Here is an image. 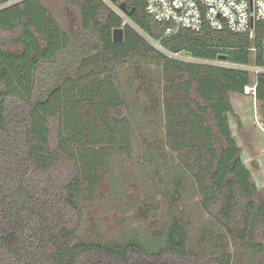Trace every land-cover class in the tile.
<instances>
[{"label":"trees","instance_id":"trees-1","mask_svg":"<svg viewBox=\"0 0 264 264\" xmlns=\"http://www.w3.org/2000/svg\"><path fill=\"white\" fill-rule=\"evenodd\" d=\"M8 1L0 0V264H234L227 238L253 258L264 254V193L230 122L231 93L243 94L251 74L169 56L142 33L172 53L263 65L264 20L254 38L208 24L163 37L167 23L147 13L145 0H128L129 22L104 0H65L81 14L82 29L70 33L42 0ZM116 27L124 29L122 42L113 40ZM2 31L16 32L17 50L6 47ZM137 58L161 64L162 84L141 80L150 101L145 121H155L149 133L116 78L119 66ZM257 99L264 117V74ZM155 137L168 148L164 162L173 156L191 173L202 206L220 226L215 235L208 230L214 249L205 263L188 248L177 216L159 249L138 239L110 244L78 235L81 201L95 196L99 167L112 154L106 144L130 157L136 139L160 192L170 196L153 161Z\"/></svg>","mask_w":264,"mask_h":264},{"label":"rangeland","instance_id":"rangeland-1","mask_svg":"<svg viewBox=\"0 0 264 264\" xmlns=\"http://www.w3.org/2000/svg\"><path fill=\"white\" fill-rule=\"evenodd\" d=\"M42 1L52 10L63 30L75 33L82 29L77 4L65 0ZM104 1L115 10L110 2ZM1 35L7 40V48L17 50L20 47L13 41L16 32L2 31ZM145 76L162 84L161 64L147 58H137L116 70V78L134 118L140 121L142 130L149 133L155 127V121H145L146 110L150 106L141 82ZM231 101L235 114H230V121L241 147V156L254 173L258 188L264 193V117L260 102L255 103L251 96L239 93H233ZM162 117L163 113H160L156 120ZM53 124L54 119L51 120L52 127ZM154 142L158 147L154 150L158 157L153 161L158 166L162 181L166 182L170 196L160 192L161 184H158L148 163L141 160L136 139H133L130 157L125 156L118 146L112 148L106 144L112 154L107 158L106 165L99 167L100 180L95 196L89 198L85 195L81 201L82 218L78 235L87 242L110 244L138 239L148 248L159 249L168 244L169 228L177 216L187 227L188 248L200 252V263H205L213 255L214 249L208 230L219 231L220 226L202 206V196L191 173L185 171L180 160H175L173 156L164 162L168 148L159 145L156 137ZM147 155L150 156L149 153ZM211 233L216 234L214 231ZM259 238H262L261 234ZM225 244L226 251L234 257V264H258L259 260L264 264V254L258 259L253 258L244 251V247L236 246L230 238Z\"/></svg>","mask_w":264,"mask_h":264},{"label":"built area","instance_id":"built-area-1","mask_svg":"<svg viewBox=\"0 0 264 264\" xmlns=\"http://www.w3.org/2000/svg\"><path fill=\"white\" fill-rule=\"evenodd\" d=\"M13 1L9 0L8 3ZM107 1L127 21L129 15L120 8L119 2H128V0ZM145 2L149 15L159 22L167 23L163 37L172 36L183 29L199 31L205 24H208L217 30L228 29L234 33H243L254 38L256 23L264 20V0H145ZM146 37L154 46L169 56L186 61L211 63L248 71L251 74V82L245 85L243 94L251 96L255 103L258 102V78L264 74V64L238 63L220 58L209 60L182 52L172 53L161 44L160 40L153 39L147 34ZM252 50L257 52L258 48L253 46ZM261 53L264 57V34Z\"/></svg>","mask_w":264,"mask_h":264},{"label":"water","instance_id":"water-1","mask_svg":"<svg viewBox=\"0 0 264 264\" xmlns=\"http://www.w3.org/2000/svg\"><path fill=\"white\" fill-rule=\"evenodd\" d=\"M115 2H117L118 0H114ZM119 6L121 9H123L128 15H131L134 11L133 9H129L128 4L126 1H122L119 2ZM113 40L115 42H122L124 40V29L123 27H116L113 30ZM220 59H226L227 56L226 55H220L219 56Z\"/></svg>","mask_w":264,"mask_h":264},{"label":"crops","instance_id":"crops-1","mask_svg":"<svg viewBox=\"0 0 264 264\" xmlns=\"http://www.w3.org/2000/svg\"><path fill=\"white\" fill-rule=\"evenodd\" d=\"M233 93H231V95H232ZM231 122V121H230ZM231 128H232V131H233V126H232V123H231ZM234 134V133H233ZM235 136V135H234ZM244 160V159H243ZM246 163V162H245ZM247 165V164H246ZM248 166V165H247ZM249 167V166H248ZM250 168V167H249ZM250 170H251V168H250ZM251 172H252V170H251ZM252 175H254V173L252 172ZM254 179V178H253ZM255 183L257 184V186H258V183L255 181Z\"/></svg>","mask_w":264,"mask_h":264}]
</instances>
